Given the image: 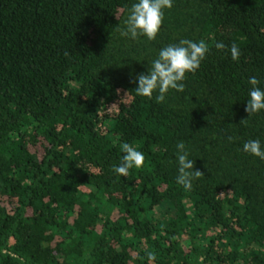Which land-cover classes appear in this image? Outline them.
Returning <instances> with one entry per match:
<instances>
[{
	"label": "trees",
	"instance_id": "1",
	"mask_svg": "<svg viewBox=\"0 0 264 264\" xmlns=\"http://www.w3.org/2000/svg\"><path fill=\"white\" fill-rule=\"evenodd\" d=\"M136 2L0 0V264H264V159L243 150L264 148V109L245 111L264 0H173L154 40L120 34ZM181 39L209 45L185 90L136 95ZM122 143L145 156L126 177Z\"/></svg>",
	"mask_w": 264,
	"mask_h": 264
},
{
	"label": "clouds",
	"instance_id": "2",
	"mask_svg": "<svg viewBox=\"0 0 264 264\" xmlns=\"http://www.w3.org/2000/svg\"><path fill=\"white\" fill-rule=\"evenodd\" d=\"M173 0H138L131 6L127 18L124 20V28L119 29L121 36L130 37L133 40L140 35L146 36L149 40H154L159 33L163 19L164 9L172 8ZM217 49H224L223 42L215 44ZM209 51V45L204 41L194 42L189 39H181L178 44H169L160 49L158 57L152 61L151 66L145 74L141 72L137 77L138 85L135 88L136 95L152 98L153 93L158 91L155 97L157 103L165 101L166 93L169 89L178 92L185 90L186 73H195L201 61ZM231 58L238 60L240 50L238 46H231ZM68 53H65L67 55ZM252 85L250 99H248L245 111L250 115L258 113L264 109V90L259 85V80L252 76L249 78ZM229 140L232 137L228 138ZM124 155L121 163L113 167V171L120 176H128L133 168L140 169L145 162L144 153L134 148L129 143L120 145ZM178 160V175L176 182L186 189H191L192 181L204 176L199 169H194V160L189 159V152L185 148L183 141L176 145ZM243 150L261 159H264V148L259 140H249L243 144ZM149 261L155 259V254L151 251L147 253Z\"/></svg>",
	"mask_w": 264,
	"mask_h": 264
}]
</instances>
